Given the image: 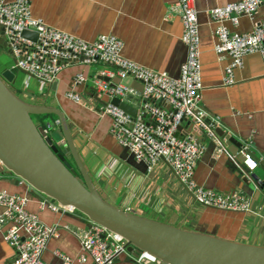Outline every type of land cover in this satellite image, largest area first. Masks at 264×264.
Listing matches in <instances>:
<instances>
[{
	"label": "crops",
	"instance_id": "0c3cea01",
	"mask_svg": "<svg viewBox=\"0 0 264 264\" xmlns=\"http://www.w3.org/2000/svg\"><path fill=\"white\" fill-rule=\"evenodd\" d=\"M237 1L194 0L201 43L203 88L200 105L207 117L216 122L215 131L220 140L226 143L221 137L226 135L236 139L237 144L233 146V152L226 147L227 153L217 155L216 146L193 125L183 123L180 133L197 137L206 147L195 171L197 184L218 193H242L250 200L247 212H226L198 205L164 160L148 169L116 143L110 134L111 118L102 112L107 99L98 95L93 85V81L102 78L104 73L116 72L114 65L100 61L88 65L75 61L64 67L55 86L42 88L35 79L27 76L22 85L33 91L35 103H48L61 110L71 131L84 135L87 142L80 149L81 159L93 175L96 189L111 204L171 226L264 247V197L256 188L250 189L244 183L247 173L263 175L260 167L264 164V65L257 54L245 56L242 66L233 72L235 83L224 86L225 70L231 59L216 54V24L210 17L212 9ZM176 3L177 0H30L34 17L47 25L89 43L101 35H113L124 43L126 59L174 78L179 76L187 56L181 41L180 15L174 10ZM263 21L264 3L252 18L241 17L238 26L229 24L228 28L232 32L246 33ZM79 74L86 77V82L75 91L82 97L83 104L67 97ZM124 83L133 93L122 101L140 115L144 103L143 87L132 78ZM149 103L168 109L167 105L153 100ZM146 121L149 122L148 117ZM240 144L249 148L258 163L255 171L250 172L243 165ZM14 181V176L0 167V191L26 197L30 213L37 215L48 227H60L58 237L48 243L44 262L61 264L55 252L78 259L82 254L80 244L64 227L72 231L88 229L87 219L76 212L52 211L48 205L57 203L25 183L17 186ZM6 229L0 230V264H10L15 256V251L4 239ZM114 264L138 263L131 255L123 253L115 258Z\"/></svg>",
	"mask_w": 264,
	"mask_h": 264
},
{
	"label": "built area",
	"instance_id": "2783aa9c",
	"mask_svg": "<svg viewBox=\"0 0 264 264\" xmlns=\"http://www.w3.org/2000/svg\"><path fill=\"white\" fill-rule=\"evenodd\" d=\"M263 3L264 0H238L210 11V17L216 24L215 52L218 56L227 55L231 59L225 70L224 86L235 83L233 72L242 66L245 56L257 54L264 65V21L255 24L252 31L246 33L232 32L228 28L229 24L238 26L241 17L252 18ZM174 10L180 15L181 41L187 49L186 60L177 78L126 59L123 55L124 43L113 35H101L89 43L47 25L42 19L34 17L30 0H0V26L4 28L7 44L17 60L11 70L25 72L42 88L53 85L71 62L83 61L90 65L100 61L114 65L116 72H107L102 76L108 81L98 78L93 85L96 93L107 99L102 112L111 118L110 134L116 143L148 169L164 160L193 194L198 205L226 212H247L250 200L242 193H218L205 189L195 181L197 163L206 147L197 137L180 133L183 123L193 125L208 138L216 146L217 155L227 153V148L216 134V122L207 117L200 105L203 88L201 43L194 0H177ZM24 31L36 33V41L23 38ZM128 78L143 87V109L136 118L111 103L114 98L123 100L133 93L124 83ZM113 79L119 82L115 83ZM85 82L84 75H77L67 97L83 104L82 97L75 91ZM149 100L165 104L168 109L151 104ZM56 124L59 125V122L56 121ZM239 155L248 171L257 169L258 163L247 146L240 149ZM27 206L26 197L0 191V230L7 227L4 239L15 251L10 264H47L43 260L44 252L49 241L58 237L60 227L44 225L37 215L28 211ZM48 207L54 212H76L59 204ZM64 229L78 240L82 254L74 260L55 252L61 264H114L118 255L126 253L124 240L99 225L93 224L90 229L76 231L68 227ZM134 260L138 264H160L144 252Z\"/></svg>",
	"mask_w": 264,
	"mask_h": 264
},
{
	"label": "water",
	"instance_id": "95a60500",
	"mask_svg": "<svg viewBox=\"0 0 264 264\" xmlns=\"http://www.w3.org/2000/svg\"><path fill=\"white\" fill-rule=\"evenodd\" d=\"M22 37L35 42L37 34L24 31ZM0 49L11 56L13 64H16L2 26ZM19 73L27 75L23 71ZM102 79L108 81L107 78ZM19 81L11 67L2 70L0 167L14 176L13 184L18 186L23 182L55 203L73 208L87 219L88 229L96 224L121 237L125 242V252L136 259L144 252L156 258L160 264H264L263 246L171 226L111 204L96 189L93 175L81 159L80 149L87 142L84 135L71 131L61 110L46 103L32 102L35 99L33 91L27 88L23 91V97L30 102L16 95L7 83ZM111 103L132 118L138 115L135 108L119 98L112 99ZM97 111L101 112L98 108ZM33 115L56 116L59 125L55 121L52 125L54 130L47 133L35 124ZM221 137L226 141L222 142L225 147L233 152L236 139L226 135ZM260 169L262 176L247 173L244 183L250 189L256 188L259 195L264 197V164Z\"/></svg>",
	"mask_w": 264,
	"mask_h": 264
},
{
	"label": "rangeland",
	"instance_id": "374dc122",
	"mask_svg": "<svg viewBox=\"0 0 264 264\" xmlns=\"http://www.w3.org/2000/svg\"><path fill=\"white\" fill-rule=\"evenodd\" d=\"M12 65H13V62H12V58H11V56H9L4 50L3 51H1V49H0V74H1V72H2V68L3 67H12ZM16 73H17V75H18V78L20 79V81L19 82H16L15 84H16V86L17 87H20V85H22V82L24 81V79L26 78L25 76L26 75H24V74H21V73H19V71H16ZM36 95H37V92H36ZM23 99H26L25 97H23V96H21ZM27 101H29L28 99H26ZM30 102V101H29ZM32 102H34V101H32ZM35 103V102H34ZM48 104V103H47ZM32 118H33V121L35 122V124L36 125H39V123H40V120L39 119H41L39 116H35V115H33L32 116ZM51 121V119L50 118H45L44 119V122H50ZM70 159V161H71V163H72V159L71 158H69ZM262 176V175H261ZM76 213H79V212H77L76 211ZM80 214V213H79Z\"/></svg>",
	"mask_w": 264,
	"mask_h": 264
},
{
	"label": "trees",
	"instance_id": "16d2710c",
	"mask_svg": "<svg viewBox=\"0 0 264 264\" xmlns=\"http://www.w3.org/2000/svg\"><path fill=\"white\" fill-rule=\"evenodd\" d=\"M1 51H3L1 49ZM1 68V67H0ZM6 68V67H3L2 70ZM8 87H10V89L18 96H23V91H24V88L22 85H20V87H17L15 83H12V84H9L7 83ZM41 119L40 120V123H39V126L42 127L47 133H51L54 128L52 127L53 123H55V121H57V117L56 116H53V115H40L39 116ZM45 118H50L51 121L50 122H44V119ZM80 177V175H79Z\"/></svg>",
	"mask_w": 264,
	"mask_h": 264
},
{
	"label": "bare ground",
	"instance_id": "6f19581e",
	"mask_svg": "<svg viewBox=\"0 0 264 264\" xmlns=\"http://www.w3.org/2000/svg\"><path fill=\"white\" fill-rule=\"evenodd\" d=\"M71 208V207H70Z\"/></svg>",
	"mask_w": 264,
	"mask_h": 264
}]
</instances>
